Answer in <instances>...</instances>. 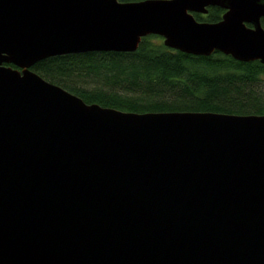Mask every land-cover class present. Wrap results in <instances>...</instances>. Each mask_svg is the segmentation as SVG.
Returning a JSON list of instances; mask_svg holds the SVG:
<instances>
[{"label":"water","instance_id":"obj_1","mask_svg":"<svg viewBox=\"0 0 264 264\" xmlns=\"http://www.w3.org/2000/svg\"><path fill=\"white\" fill-rule=\"evenodd\" d=\"M263 18L264 0H0V264H264V114L128 112L32 69L149 35L264 64Z\"/></svg>","mask_w":264,"mask_h":264},{"label":"trees","instance_id":"obj_2","mask_svg":"<svg viewBox=\"0 0 264 264\" xmlns=\"http://www.w3.org/2000/svg\"><path fill=\"white\" fill-rule=\"evenodd\" d=\"M224 12L214 6L195 17L217 22ZM32 69L87 103L128 112L264 114L260 61L242 62L219 51L210 56L188 54L167 47L158 35L144 37L135 52L60 55Z\"/></svg>","mask_w":264,"mask_h":264},{"label":"rangeland","instance_id":"obj_3","mask_svg":"<svg viewBox=\"0 0 264 264\" xmlns=\"http://www.w3.org/2000/svg\"><path fill=\"white\" fill-rule=\"evenodd\" d=\"M77 83H78V85L80 84V82L77 80Z\"/></svg>","mask_w":264,"mask_h":264}]
</instances>
